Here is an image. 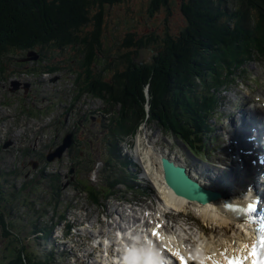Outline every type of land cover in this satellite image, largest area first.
<instances>
[{"label": "trees", "instance_id": "16d2710c", "mask_svg": "<svg viewBox=\"0 0 264 264\" xmlns=\"http://www.w3.org/2000/svg\"><path fill=\"white\" fill-rule=\"evenodd\" d=\"M129 1L0 0L1 69L24 65L23 54L37 49L45 56L35 60L28 73L66 70L76 91L74 99L86 92L108 104L104 112L109 113L108 133L114 148L108 146L105 164L110 172L103 183L111 193L117 183L133 186L129 185L133 175L117 167L128 163L117 160L119 143L135 133L145 116L169 128L165 130L178 135L198 156L206 148L207 141L201 136L207 139V119L217 106L221 88L233 81L240 66L264 56V0H181L179 9L186 23L177 34L169 31L165 17L163 31L122 33L115 37L122 47L112 50L114 42L107 43L105 38L104 17L110 8L127 7ZM172 1L140 3L153 16L160 10L169 13ZM142 47L151 52L146 60L137 59ZM207 74L210 78H205ZM32 189L22 183L7 193L0 184L4 238L0 250L11 251L3 264H48L52 258L53 252L15 241L16 231L9 229L18 231L17 207L26 202V192ZM85 189L97 202L95 187ZM43 220L32 222L30 230L48 238L50 230Z\"/></svg>", "mask_w": 264, "mask_h": 264}, {"label": "rangeland", "instance_id": "374dc122", "mask_svg": "<svg viewBox=\"0 0 264 264\" xmlns=\"http://www.w3.org/2000/svg\"><path fill=\"white\" fill-rule=\"evenodd\" d=\"M140 2L145 3V0H130L127 7H112L110 14L104 17L106 22L105 38L107 43L114 42L112 50L122 47L117 44L119 39H115V37L119 38L117 35L122 33L129 31L146 33L152 29L157 32L163 31L165 17H167L166 23L169 31L175 34L186 23L179 9L181 0L171 2L169 13L160 10L153 16L147 15ZM142 48L137 59L146 60L151 52L146 47ZM28 51L31 50L26 52ZM35 52L38 55L36 60L44 54H40L37 49ZM13 57L17 59L22 56L14 55ZM121 60L122 58L119 56L118 61ZM25 61L27 62L24 65H14L9 70L0 68V167L6 166L7 170H14L13 175H8L7 180H2L0 183L3 184L7 193H11L12 187H19L22 182L26 180L35 181L34 189L31 192L25 191V196L28 197L26 202L17 207L18 212L16 214L23 216L15 221L18 231L9 227L10 231H16L17 240L15 241L27 244L28 247L33 244L39 251L44 247L50 249L49 245L43 246L41 244L44 243L42 238L40 243L30 231V225L37 220L33 218L41 219L40 214H34L32 209H41L42 206L46 207V213H48H45L46 216L43 219L49 221V223L46 222L47 225L53 223L51 239L53 240L54 251L60 257H57L50 264H106L109 245L117 235L114 232L118 224L127 227L124 214H132L129 212L130 209L135 212L134 215L137 217H140L141 213L145 215V218L155 216L160 223L163 222L162 224L166 229L162 233L169 235V237L174 232L183 235L188 233V229L194 233L198 232L197 227L202 229L203 226H207L193 207H186V211L183 212L164 204L158 188L159 180L154 175L152 166L148 165L149 159L145 150L147 145L153 142L159 150H167L168 153H174L189 162L190 159H187L178 135L176 139L170 130H165L169 128H165L157 121H148V117L145 116L141 120L143 124L141 123L142 125L136 130L135 136L131 139L125 137L121 141L119 146L121 156L117 158L119 162H123V158L126 156L129 159L133 156L137 158L141 167L137 164L135 168L133 165H129L128 172L136 173L137 183L143 185L144 190H134L121 184L116 186V190L111 193L110 188L103 183L104 176L110 172L109 167L105 164V158L109 155L105 145L107 143L105 135L108 134V122L104 120L105 115L103 114L104 107L108 104H103L101 98L96 96L85 99L82 95L80 98L74 99L73 96L76 91L71 82L72 77L66 70L51 73H28V70L35 66V60L27 59ZM209 76L207 74L205 78H210ZM237 77L239 79L229 83L219 92V105L216 114L210 118L211 125L208 128H211L212 132H210L209 137L214 136L215 140L213 142L211 139L208 145L214 147V151L210 155L203 156L211 165L191 159L195 162V166L201 165L210 174L216 171L210 166H220L217 157L225 138L223 133H225L226 127L222 128V125L227 122V118L235 119L236 113L246 111L249 103L255 105L256 108L264 107L260 98L264 95V56L261 55V58L250 60L240 66ZM230 100L233 101L232 104ZM72 102L76 103L73 104ZM90 107L96 110L94 112L96 117L100 116V120L101 117L103 118V122L99 126L94 123L95 120H92V123L88 120L83 122L86 127H92V135L83 134L79 136L80 142L73 149V152L71 154L66 152L58 160L47 162L44 157L39 158L38 153L42 155L49 147L60 146L64 130L70 126L74 127L73 119L77 120L82 116L83 111L86 112L85 108ZM228 108H231L230 110L233 112L228 113ZM146 109H148V105H146ZM107 110L110 111V109ZM108 115L109 113H107ZM67 116L68 121L65 119ZM226 116L228 117L226 118ZM201 138L203 139L204 136L202 135ZM7 139H11L12 143L3 149L2 143ZM58 142L59 145H57ZM136 146L139 149L138 155L135 152ZM111 148L114 147L111 145ZM33 152H36L33 156L34 159L38 160L39 158L37 168H33L29 163ZM117 167L119 168L121 165L118 164ZM87 184H92L98 192L97 202L91 200L86 194V187L84 186ZM51 185L54 188L51 189ZM99 187L105 188L100 189ZM22 195H24L23 192ZM41 196H44L42 206L39 202L31 200L34 198L39 200ZM51 196L59 200V212L56 214L52 211V205L47 204ZM146 212H153L154 214L150 215ZM161 213L165 218L163 220L158 217ZM61 215L63 217H60ZM148 220L155 221L152 218ZM193 223L198 224V226H194ZM68 224L73 225V227L69 231V235L65 236L62 231H65ZM181 226L185 228L189 226L190 228H186L187 230L185 229L186 232H184L179 228ZM177 227L178 230L176 231L175 228ZM228 233L230 235L235 234L234 227ZM130 234L133 236L131 232ZM154 237L156 236L154 235ZM160 238H163V235H160ZM2 239L4 238L0 232V247ZM10 254V250H0V264L9 260Z\"/></svg>", "mask_w": 264, "mask_h": 264}, {"label": "bare ground", "instance_id": "6f19581e", "mask_svg": "<svg viewBox=\"0 0 264 264\" xmlns=\"http://www.w3.org/2000/svg\"><path fill=\"white\" fill-rule=\"evenodd\" d=\"M263 96L264 95H262L260 98L264 102ZM230 103L232 104L233 101L230 100ZM247 106L248 107L246 111H238L235 115V119L227 118V122L222 125V128L224 126L226 127V135L229 137V139L233 140L232 144L230 145L231 148H227V146L229 145L227 144L226 147L222 150V152H220V154L218 155L219 161L227 166V168L224 170H216L210 174L207 173L201 165L195 166V162L191 159L189 160V162H186L174 153H168L167 150H159L154 145V142H150L151 144L149 145L146 144L147 149L145 150V153L147 158L149 159L148 165L152 166L154 175L159 180L158 188L160 194L162 195L164 204L170 205V207H173L177 210H182L183 212L186 211V207H193L195 212L202 218L203 222L206 223L205 225L207 226H203V228L201 229L200 227H197L198 224L193 223L194 226L197 227L196 229L198 230V232L194 233L189 231V229H186L190 228L189 226H186V228L181 226L179 228H181L184 232H186L187 230L188 233L180 235L174 232L171 233L169 237V235H165L162 233V231H166V229L162 224L163 222L160 223V221L155 216L150 217L153 220L155 219V221H149L148 219L150 218H145V215H142V213L140 217H137L136 215H134L135 212L130 209L129 212H131L132 214H124V216L126 218L127 229H131L130 232L133 234V236L130 234L131 239L125 237L124 240L126 242L130 241V243H133L132 245L136 247V244H134L133 239L138 240L139 245H141L142 250H144V253L153 254L152 250H150L149 247L143 244V235L139 234L138 230L133 229V227L136 225L143 227L146 226L145 233H147L146 231L147 229H149L150 232L152 230H156L159 235H163V239L165 240L164 243L168 246V248L164 250L165 256L175 258V260L179 262V260L171 254L173 250H178L184 257H186L187 254H189L190 257H194L197 253H199V256L196 259V261L198 262L199 258L210 253L217 254L216 258L219 259L221 257L218 255V253L221 249H227L230 253L231 251L233 252L234 250H236V248H241L243 244H248L251 241L250 231L248 230L247 226H244L245 223L243 221L235 220L233 218V214L223 209L222 207V200L224 198H230L232 200H235L236 198L241 196L239 194L240 192L248 191L252 186H255V181L252 182L255 177H257V179H259L261 182H264V172L263 174H260L258 172L256 175H253L256 172V166L250 161L253 158L251 152H253L255 149L262 151V148L257 142H254V144L249 142L252 141L255 136L254 131L261 130L263 128L261 126L256 125V122L262 123V111H260L262 107L256 108L255 105H253L252 103H249V105ZM230 109L231 108H228V113L233 112V110ZM247 114H250L249 116H251V122L246 121L244 123L242 119H245V116H247ZM207 122H209L208 119ZM253 125L254 127L252 128ZM170 133L174 135V137L177 139L176 134H174L172 131H170ZM222 146L223 143L220 147L222 148ZM245 150L250 152L248 156L246 154H243ZM135 152L136 154L139 153L138 146H136ZM161 156H167L176 163L184 166L188 175L192 179L198 181L202 186L211 187L222 191L223 193L221 194V197L202 204L196 201L187 200L174 193L173 190L166 185L163 179L160 167ZM157 214L155 215L157 216ZM158 217H161L162 220L165 219L162 213ZM153 224H155V226ZM157 225H159V227H157ZM233 227L235 234L230 235L228 232ZM175 230L177 231L178 227L175 228ZM215 232H217V234H215ZM147 240L152 243H162L160 240L157 239V237L152 238L149 234L147 236ZM126 246H128V244H126ZM117 248H119V246H117ZM119 250L121 252L119 253V251H117V254L122 255L123 250Z\"/></svg>", "mask_w": 264, "mask_h": 264}, {"label": "water", "instance_id": "95a60500", "mask_svg": "<svg viewBox=\"0 0 264 264\" xmlns=\"http://www.w3.org/2000/svg\"><path fill=\"white\" fill-rule=\"evenodd\" d=\"M38 58L35 50L28 51L26 56L21 60L27 59L36 60ZM27 85V83H25ZM11 140H7L4 146L11 144ZM71 143V133H66L62 139L61 145L49 150L46 158L52 160L55 157H60L64 149ZM161 167L163 179L167 186H169L174 193L191 201L205 203L211 200L214 195L208 190L203 189L195 180L191 179L186 172L184 166L175 163L165 156L161 157Z\"/></svg>", "mask_w": 264, "mask_h": 264}, {"label": "snow or ice", "instance_id": "6c2138e0", "mask_svg": "<svg viewBox=\"0 0 264 264\" xmlns=\"http://www.w3.org/2000/svg\"><path fill=\"white\" fill-rule=\"evenodd\" d=\"M236 210L239 211V209ZM254 210L255 205L251 202L244 208L245 212ZM248 219L251 220L252 217L249 216ZM153 235L159 238V233L155 230H153ZM171 254L179 260L180 264H188V260L178 250H173ZM216 255L214 253L204 255L198 259V264H221V260L216 259ZM218 255L222 258L223 264H264V220H261L251 244H243L239 251L234 250L232 254H229L227 249H221Z\"/></svg>", "mask_w": 264, "mask_h": 264}, {"label": "flooded vegetation", "instance_id": "af4514ba", "mask_svg": "<svg viewBox=\"0 0 264 264\" xmlns=\"http://www.w3.org/2000/svg\"><path fill=\"white\" fill-rule=\"evenodd\" d=\"M89 117H90V119H93L94 118V117L91 118V116H89ZM94 123L97 126L99 124H101L99 122L98 118H95V122ZM71 131L73 132V135H74V145H76V144L79 143V136H81L83 134H87V135L90 134V135H92L93 129H92V127H86V125H83L81 122H75L74 127L71 129Z\"/></svg>", "mask_w": 264, "mask_h": 264}]
</instances>
